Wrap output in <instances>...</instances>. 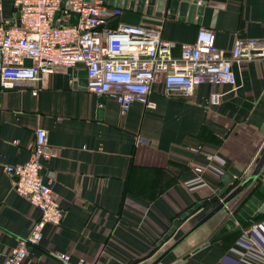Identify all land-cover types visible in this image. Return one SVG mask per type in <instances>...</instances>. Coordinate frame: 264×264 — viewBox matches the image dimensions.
I'll list each match as a JSON object with an SVG mask.
<instances>
[{
	"label": "crops",
	"instance_id": "crops-1",
	"mask_svg": "<svg viewBox=\"0 0 264 264\" xmlns=\"http://www.w3.org/2000/svg\"><path fill=\"white\" fill-rule=\"evenodd\" d=\"M157 1L149 14L147 3L141 13L136 3L133 11L109 7L115 16L106 26H161L174 55L195 42L201 27L213 31L226 55L239 38L264 40V0H207L190 23L178 12L169 18L168 7L158 14ZM16 16L13 0H0V20L18 25ZM231 67L233 87L202 84L189 97L166 95L158 83L152 108L134 103L124 115L113 99L86 90L82 65L13 89L0 86V264L40 218L4 172L29 160L39 129L56 152L42 177L63 219L59 227H44L40 245L28 248L22 264H63L57 255H68V264H153L170 249L159 264H264V214L221 231L248 192L189 233L221 200L204 206L157 246L182 213L225 187L230 169L240 176L228 194L264 154V59ZM213 94L217 105L210 104ZM207 154L214 155L210 162ZM197 167L204 173L196 174Z\"/></svg>",
	"mask_w": 264,
	"mask_h": 264
},
{
	"label": "built area",
	"instance_id": "built-area-1",
	"mask_svg": "<svg viewBox=\"0 0 264 264\" xmlns=\"http://www.w3.org/2000/svg\"><path fill=\"white\" fill-rule=\"evenodd\" d=\"M18 25L7 26L0 20V86L13 89L20 82L44 81L56 71L76 65L85 68L86 90L113 99L124 115L132 104L147 108L154 85L160 83L166 95L192 96L202 84L235 86L233 61L264 59V40L239 38L229 55L215 45L213 31L199 28L195 42L173 51L174 43L161 38V26L106 25L115 11L101 0H13ZM77 14L75 25L69 23ZM29 62V64H26ZM37 95L36 90H32ZM210 104H219L211 95ZM29 160L6 165L4 172L13 177V190L40 211L29 236L3 259L1 264H22L29 247H37L46 225L59 227L63 211L55 201L50 185L43 181L44 164L56 156L44 130H37L29 147ZM194 153L201 152L194 149ZM213 160V154L206 155ZM196 174L204 168H194ZM256 227V226H255ZM68 264V255H57Z\"/></svg>",
	"mask_w": 264,
	"mask_h": 264
},
{
	"label": "water",
	"instance_id": "water-1",
	"mask_svg": "<svg viewBox=\"0 0 264 264\" xmlns=\"http://www.w3.org/2000/svg\"><path fill=\"white\" fill-rule=\"evenodd\" d=\"M103 5L109 7H114L117 10H129L133 11L135 3L137 4L136 11L141 13L145 3H147L148 7V14L151 6L156 2V0H101ZM199 0H192V5H189L190 0H170L167 3V0H158V14L161 11L168 7V14L169 18H174L176 13L178 12L180 17H186L188 15V22H191V18L193 16L200 14L201 10L203 9L204 5L206 4L207 0H201L199 6H197ZM65 0H62L61 8H64ZM159 16V15H157ZM19 16H16L18 20ZM78 15L72 14L69 23L65 25H75L77 22ZM105 97V96H103ZM264 164V154L261 157L259 163L257 164L254 171L235 189H233L229 194L228 191L234 187L233 180L240 176L238 171L230 169L223 177L222 182L225 187L213 197L206 199L200 203L195 204L191 209L187 210L186 212L182 213L176 220L173 221L171 228L168 232L158 241L157 246L160 247L164 242L168 241V239L174 234L177 228L185 222L188 218H190L193 214L198 212L204 206L209 204H215L218 201L219 205H216L214 209H212L208 214H206L189 232L195 231L198 227L206 223L208 220L213 218L217 213L225 208L228 205H234L236 200H239L241 195L244 193V199H241L240 202H243L240 208L234 213L231 219H229L225 226L222 228L221 231H226L227 229H234L236 227V222L241 225H246L250 220L257 219L260 215L264 214V179H260L261 174L264 172L262 170V166ZM250 189V190H249ZM242 196V197H243ZM177 244V243H176ZM176 244L174 246H176ZM173 246V247H174ZM170 249L166 254L160 256L153 264H159L163 258L171 251ZM198 249H195L193 253L197 252ZM189 255L183 257L182 260H185ZM182 261H177L174 264H181Z\"/></svg>",
	"mask_w": 264,
	"mask_h": 264
}]
</instances>
